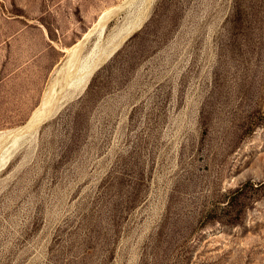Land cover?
I'll list each match as a JSON object with an SVG mask.
<instances>
[{"label": "rangeland", "instance_id": "obj_1", "mask_svg": "<svg viewBox=\"0 0 264 264\" xmlns=\"http://www.w3.org/2000/svg\"><path fill=\"white\" fill-rule=\"evenodd\" d=\"M0 152V264H264V0H0Z\"/></svg>", "mask_w": 264, "mask_h": 264}, {"label": "bare ground", "instance_id": "obj_2", "mask_svg": "<svg viewBox=\"0 0 264 264\" xmlns=\"http://www.w3.org/2000/svg\"><path fill=\"white\" fill-rule=\"evenodd\" d=\"M108 11L106 13H104L101 17L98 24L101 25L102 28L105 27V21L107 19L108 16ZM126 35V34H125ZM83 42V41H82ZM80 44L81 43H77L76 46L72 47L71 52L70 53V58L68 59L67 62H65L66 64L63 66L62 69H66L68 70L67 73V77L66 79L64 78L65 82L60 86V89L57 90L54 87L52 89H50L49 91H47V93L45 94L46 96L44 97L42 104L37 108V110L34 112L33 117H31V120L28 121V128H33V127H38L37 125L39 123H42L43 120H45L47 117H49L59 106V104L64 100L65 97H69L73 94L78 93L80 90L84 89L86 81L88 79V76L90 75V72L92 70H88L86 72H84L83 70L81 71H71L70 69L73 66V57L76 55V53L81 49L80 48ZM82 45V44H81ZM82 47V46H81ZM99 61V60H98ZM100 62V61H99ZM98 62V63H99ZM97 63V64H98ZM87 68V67H86ZM60 73V71H59ZM62 73V72H61ZM66 73V72H65ZM63 73V75L65 74ZM66 76V75H65ZM63 78V77H62ZM61 78V80H63ZM60 80V82H61ZM59 82V81H58ZM57 84V83H56ZM56 86V85H55ZM69 99V98H68ZM65 101V100H64ZM26 127V126H25ZM33 128V129H35ZM21 129H23V127H21ZM27 129V128H25ZM27 131V130H26ZM25 131V132H26ZM32 131V130H31ZM18 132V130H17ZM21 132V131H19ZM18 132V133H19ZM23 132V133H25ZM14 133V132H13ZM17 133V134H18ZM12 134V133H11ZM15 134V133H14ZM16 134V135H17ZM26 134V133H25ZM13 135V134H12ZM21 135V134H20ZM30 135V134H29ZM15 136V135H14ZM19 136V135H18ZM31 136V135H30ZM7 137V135H6ZM23 134L20 136V138L22 139ZM25 137V136H24ZM28 138V136H27ZM14 139V138H13ZM17 139V138H16ZM23 140V139H22ZM22 140H18L21 141ZM16 140L14 139V142ZM25 141V140H23ZM18 143V142H17ZM6 144V143H5ZM16 144V142H15ZM22 144V143H20ZM4 145V144H3ZM18 145V144H17ZM8 148V147H7ZM16 150V149H15ZM4 151V150H3ZM8 152V151H6ZM1 153V152H0ZM8 154V153H7ZM6 154V155H7ZM3 155V154H2ZM6 155H4L3 157H5ZM2 157V158H3ZM9 157V156H8ZM0 162L2 163L1 159Z\"/></svg>", "mask_w": 264, "mask_h": 264}]
</instances>
